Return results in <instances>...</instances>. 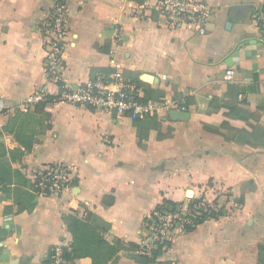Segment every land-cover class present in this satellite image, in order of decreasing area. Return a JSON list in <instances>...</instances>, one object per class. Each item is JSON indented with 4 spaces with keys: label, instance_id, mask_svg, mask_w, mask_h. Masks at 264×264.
I'll use <instances>...</instances> for the list:
<instances>
[{
    "label": "crops",
    "instance_id": "obj_1",
    "mask_svg": "<svg viewBox=\"0 0 264 264\" xmlns=\"http://www.w3.org/2000/svg\"><path fill=\"white\" fill-rule=\"evenodd\" d=\"M202 1L212 8L205 36L167 29L154 13L132 17L155 0H69L63 78L75 88L120 70L139 83L143 98L166 102L168 111L148 117L157 128L145 148L130 118L46 103L30 126L37 133L42 122L45 132L25 150L6 131L15 113L0 114L6 161L25 181L24 188L0 190V264H43L51 248H68L67 216L92 214L107 242L141 247L145 220L158 205L202 196L216 198L223 215L176 236L157 262L257 264L264 246V144L255 142L256 135L264 140V32L252 14L264 11V0ZM52 6V0H0V98L9 105L42 88L57 90L44 76L40 33ZM115 25L123 30L120 40ZM228 86L238 96L224 97ZM184 111L183 119L169 116ZM53 163L76 167V178L60 196L38 198L28 177ZM30 196L35 205L28 211ZM127 252L121 246L116 264H138Z\"/></svg>",
    "mask_w": 264,
    "mask_h": 264
},
{
    "label": "built area",
    "instance_id": "obj_2",
    "mask_svg": "<svg viewBox=\"0 0 264 264\" xmlns=\"http://www.w3.org/2000/svg\"><path fill=\"white\" fill-rule=\"evenodd\" d=\"M53 6L42 22L40 33L43 40V72L47 83L56 85V92L48 94L46 88L36 90L16 105H9L0 98V114L28 112L40 103H63L83 107L92 111H102L116 118L133 120L158 117L168 111L166 102L144 101L140 85L128 79L120 70L99 74L85 84L72 87L62 76L65 69L64 53L69 32V0H52ZM155 14L170 30L187 29L196 36H205L212 14V8L202 0H155L152 5L144 3L132 13V17L142 19L147 14ZM252 19L261 32H264V11H253ZM115 40L123 36L121 27L115 25ZM111 64L114 60L112 59ZM228 70L226 77L231 79ZM170 106V105H169ZM77 168L63 163L42 165L34 169L29 177L30 190L38 198L58 197L72 185ZM217 199L207 200L205 196L191 199L173 212L154 213L144 226L148 232L140 251L161 245L163 252L170 248L172 240L183 233L194 230L198 219L221 212ZM220 217V216H219ZM62 245L52 248L51 256L45 259L48 264H69L62 257ZM67 248V247H66ZM174 264V263H169Z\"/></svg>",
    "mask_w": 264,
    "mask_h": 264
},
{
    "label": "trees",
    "instance_id": "obj_3",
    "mask_svg": "<svg viewBox=\"0 0 264 264\" xmlns=\"http://www.w3.org/2000/svg\"><path fill=\"white\" fill-rule=\"evenodd\" d=\"M137 82V81H135ZM138 83V82H137ZM139 84V83H138ZM238 96V91L235 90L232 86H228V91L224 97L234 98ZM144 101H151L149 96L143 98ZM215 99L212 100V102ZM216 101H220L217 100ZM47 103V102H46ZM46 103H40L35 106L34 112H19L16 111L14 116L9 121L6 131L12 133L16 141L23 147L25 150H30L34 143H36L35 136L37 134H43L45 132L46 126L42 125V122H37L39 127L38 132L36 133L35 128H30V126L36 124L35 118L37 114L43 115V109ZM228 107V106H227ZM230 116H237L233 113L234 108L230 109ZM134 126L137 128L138 138H139V147L145 148V142L148 137V132L151 128H157L156 123L153 119L147 118L145 121L133 120ZM264 135V133H263ZM259 136H255V142L259 144H264ZM5 150L2 146V140L0 137V190L10 188L12 186L22 187L25 183L23 176L16 170H12L10 164L6 161ZM29 185V181H27ZM25 186H23L24 188ZM34 198L35 196H30V207L28 211H31L34 208ZM112 204V198L109 197ZM107 202L104 199V203ZM181 203H174L171 201L164 200L160 205H158L153 213L151 214L154 219V213L157 212H173L177 207L181 206ZM222 211L219 213L211 214L210 216H202L198 219L199 225L210 219H217L219 216H222ZM64 224L66 225L68 233L72 237V244L68 248L62 249V257L69 263L73 264L75 259L79 258H89L91 259L92 264H116L118 260V253L121 246H125L129 249L130 252L126 253V256L138 264H169V263H158L157 259L163 254V248L161 245H157L156 248L149 250L147 254L142 253L140 247L135 244H110L107 242L97 225V218L95 216H88L86 220H81L73 216H67L63 218ZM145 222H150L146 218ZM139 250V254L134 255V251ZM52 254V248L49 251V256ZM43 264H48L44 262ZM257 264H264V246L258 247V262Z\"/></svg>",
    "mask_w": 264,
    "mask_h": 264
},
{
    "label": "water",
    "instance_id": "obj_4",
    "mask_svg": "<svg viewBox=\"0 0 264 264\" xmlns=\"http://www.w3.org/2000/svg\"><path fill=\"white\" fill-rule=\"evenodd\" d=\"M169 116L172 118H179V119H183L186 117V112H181V113H176V112H170Z\"/></svg>",
    "mask_w": 264,
    "mask_h": 264
},
{
    "label": "bare ground",
    "instance_id": "obj_5",
    "mask_svg": "<svg viewBox=\"0 0 264 264\" xmlns=\"http://www.w3.org/2000/svg\"><path fill=\"white\" fill-rule=\"evenodd\" d=\"M190 195H191V193L189 192V193H188V196H190Z\"/></svg>",
    "mask_w": 264,
    "mask_h": 264
},
{
    "label": "rangeland",
    "instance_id": "obj_6",
    "mask_svg": "<svg viewBox=\"0 0 264 264\" xmlns=\"http://www.w3.org/2000/svg\"><path fill=\"white\" fill-rule=\"evenodd\" d=\"M191 196V195H190Z\"/></svg>",
    "mask_w": 264,
    "mask_h": 264
}]
</instances>
